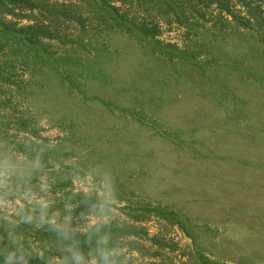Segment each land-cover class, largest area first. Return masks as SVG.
<instances>
[{
  "label": "rangeland",
  "instance_id": "rangeland-1",
  "mask_svg": "<svg viewBox=\"0 0 264 264\" xmlns=\"http://www.w3.org/2000/svg\"><path fill=\"white\" fill-rule=\"evenodd\" d=\"M36 1L0 12L53 35L0 36V221L136 228L112 249L126 264H264V0L257 19L222 0L248 25L216 4ZM68 191L100 203L67 217Z\"/></svg>",
  "mask_w": 264,
  "mask_h": 264
},
{
  "label": "trees",
  "instance_id": "trees-1",
  "mask_svg": "<svg viewBox=\"0 0 264 264\" xmlns=\"http://www.w3.org/2000/svg\"><path fill=\"white\" fill-rule=\"evenodd\" d=\"M167 6L174 13L181 9L183 5L193 8L195 5H218L219 8L227 15L238 19L239 23L249 24L246 17H237L232 14L222 0H154ZM244 8L247 9L249 17L257 19L252 13V1L237 0ZM40 4L36 0H0V12L6 15H16L15 9L34 10L39 8ZM65 7V8H64ZM62 11L66 6H59ZM188 8V9H190ZM116 9V8H114ZM179 14V13H178ZM177 14V15H178ZM183 12H180V16ZM143 34L147 33L140 29ZM159 32L156 30L152 33L155 37ZM0 36L5 41L14 40L21 43L30 51H38L41 38H51L53 35L47 29L40 26L13 27L0 21ZM1 131V130H0ZM32 133V132H31ZM21 151H25L20 147ZM29 157L34 154L27 153ZM46 161V158L44 162ZM64 202L67 210H62L67 217L73 215H87L91 209L97 205L98 200L93 196H84L82 194H73L68 191L64 194ZM25 209L20 210L18 216H13L8 225L0 221V264H19L24 261L26 264H58L62 259L60 251H73L84 257H89L97 264H126L122 258L112 254V249L120 244L124 237L140 236L139 230L128 226L96 224L85 232H64L57 228V224L50 222L31 226L28 217L24 216ZM156 213L165 220L178 222L176 216L162 210H155ZM1 214V212H0ZM139 216H133L135 221H140ZM155 239L150 241L155 244ZM205 264H214L206 258H201ZM62 261V260H61ZM66 264V262H62Z\"/></svg>",
  "mask_w": 264,
  "mask_h": 264
}]
</instances>
